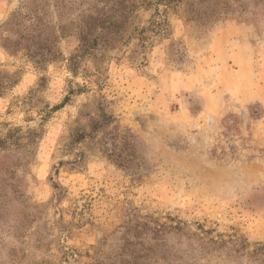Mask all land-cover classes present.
I'll list each match as a JSON object with an SVG mask.
<instances>
[{"label":"rangeland","instance_id":"obj_1","mask_svg":"<svg viewBox=\"0 0 264 264\" xmlns=\"http://www.w3.org/2000/svg\"><path fill=\"white\" fill-rule=\"evenodd\" d=\"M0 264H264V0H0Z\"/></svg>","mask_w":264,"mask_h":264}]
</instances>
